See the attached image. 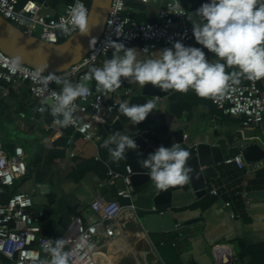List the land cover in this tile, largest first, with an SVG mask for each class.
<instances>
[{
    "label": "crops",
    "instance_id": "1",
    "mask_svg": "<svg viewBox=\"0 0 264 264\" xmlns=\"http://www.w3.org/2000/svg\"><path fill=\"white\" fill-rule=\"evenodd\" d=\"M25 1L28 0H19L20 3ZM34 1L42 5L43 13L47 16L59 15L69 2ZM166 1L168 0H153L150 4H142L134 0L128 7L136 20L151 22L158 19V10ZM204 2L205 0H177L186 12L185 21L191 26V20L198 19L194 15L195 10ZM193 45L202 47L194 38ZM126 47L139 50L137 43ZM204 51L207 59H215L213 53L207 49ZM113 52L114 48L95 67H102L106 59L112 58ZM155 55L156 52L153 56ZM88 70L84 73V78ZM84 78L78 81L96 91L95 81ZM247 80L241 77V82ZM70 81L76 84L73 77ZM252 81L257 82L264 90V78ZM126 86L135 92L141 89L138 83L125 81L115 92L103 95L107 99L119 97L121 88ZM57 87L61 89L62 84ZM7 90V96L0 97V140L7 152H12L16 146H22L25 150L27 172L24 177L16 180L17 191L30 192L36 187L42 189L34 195V208L44 213V218L39 223L43 234L59 235L76 214L86 222L97 217L90 208L95 196H102L106 200L114 199L122 206L132 204L130 216L133 217L141 216L154 207L153 193H146L142 187H135L131 199L112 197L108 193L100 194L99 186L109 183L108 171L124 174L127 166L123 159L113 163L108 150L100 147L110 136L102 124H94V131L100 139H84L71 129H64L62 132L47 130L45 125L54 119L51 106L35 100L24 84L8 86ZM175 94L182 109L173 106L170 96L164 102L169 114L188 124L193 134L216 130L227 139L228 145L235 144L242 128L240 118L223 114L213 105L211 98L198 97L191 89L187 93ZM38 102L40 107L34 109L33 105ZM243 132L246 137L257 136V142L264 146V121L260 126L245 128ZM19 138L27 143H16L15 139ZM229 138L233 139V144H230ZM216 168L220 176L209 181L207 193L211 188L223 185L224 188L220 190L224 194L221 193L211 207L206 210L191 208L202 198H197L191 190L174 193L171 204L162 207L180 224L177 236H172L170 232L149 233L148 238L154 244L152 247L142 235L140 224L131 219L113 239H97L90 249L93 255L111 252L102 264H213L214 246L227 244L233 251L231 264H264V201L251 200L246 196L249 191L264 189V169L248 174L236 164L222 163ZM116 183L118 189L122 187L120 180ZM225 189L227 192H224ZM226 202L231 205L226 206ZM128 212L130 211L121 212L116 221L129 215ZM194 218L203 219L181 226V223ZM247 249L250 250L249 253Z\"/></svg>",
    "mask_w": 264,
    "mask_h": 264
},
{
    "label": "built area",
    "instance_id": "2",
    "mask_svg": "<svg viewBox=\"0 0 264 264\" xmlns=\"http://www.w3.org/2000/svg\"><path fill=\"white\" fill-rule=\"evenodd\" d=\"M142 4H150L153 0H136ZM75 0H69L64 11L57 16H47L43 13L42 5L34 0L20 3L19 0H0V15L11 24L28 35L36 36L48 43H58L60 39L65 40L77 31L64 34L54 27L59 23L61 17L68 19L67 13ZM92 0H83L85 7L89 10ZM130 8L128 0H111L108 16L104 30L94 45L93 49L67 73H42L32 67L17 63L9 55L0 50V97H6L8 86L24 84L30 95L37 101L50 98L53 104V93L59 94L61 89L55 82L47 86L43 84V78L49 74L67 79L73 77L77 72L87 67L97 66L114 48L112 42H120L125 46L137 43L141 53L149 55L166 47H172L174 42L181 41L185 45H193L192 26L185 21L186 12L177 3V0H168L158 10V19L151 22H140L129 15ZM23 20V23H21ZM38 33V34H36ZM149 51L145 53L143 50ZM84 78V73L78 79ZM127 80L122 78V84ZM79 84V81L77 82ZM121 84V85H122ZM84 97L77 98L75 104L76 112L73 114V123L68 127H61L54 122L45 125L47 130L54 129L62 132L64 129L71 131L84 139L100 137L94 131L95 123H104L106 118L117 111V104L124 102L132 93V88L126 86L121 88L119 97L107 99L103 94L93 91L90 86ZM121 87V86H120ZM213 105L225 115L235 116L241 119L242 128L235 140V146L244 148L248 143L257 142V136L246 137L243 130L260 126L264 121V90L252 80L241 82L223 96L211 99ZM52 107V105H51ZM101 121H103L101 123ZM71 138H69V141ZM22 146L14 147L12 152H7L2 147L0 140V264L2 258L7 259L10 264H50L51 256L44 251V245L50 241L55 243L56 239L63 238L68 243L65 251L69 253L70 264H96L93 259V251L89 245H93L99 238L113 239L119 230L126 227L133 219L141 226V233L149 244H154L148 238V232L138 220V216H130L128 212L125 217L116 221L118 214L124 208L132 210L133 205L122 206L116 200H106L102 196H95L90 203L91 210L97 217L85 221L80 215L71 217L70 223L58 236H47L42 233L39 223L44 218L41 210L34 208V195L42 191L40 187L30 192L16 191L4 202L1 196L5 189L26 175L27 160ZM226 164H236L245 169L248 174L264 169V159L257 162H246L241 153L224 161ZM124 174L108 171L109 183L122 182V187L117 190V197L131 199L135 187L131 183L132 171L126 166ZM224 186H216L208 192L212 196L219 197L224 194L220 189ZM224 192H227L225 189ZM222 193V194H221ZM230 206V202L225 203ZM150 211L167 214L166 208L153 207ZM156 251V250H155ZM213 264H231L233 251L227 244H218L213 248ZM226 260V261H224Z\"/></svg>",
    "mask_w": 264,
    "mask_h": 264
},
{
    "label": "clouds",
    "instance_id": "3",
    "mask_svg": "<svg viewBox=\"0 0 264 264\" xmlns=\"http://www.w3.org/2000/svg\"><path fill=\"white\" fill-rule=\"evenodd\" d=\"M194 15L198 19L189 17L192 34L202 47L176 41L172 47L155 51V57L150 53L147 58L139 59V50L113 41L112 58L106 59L102 67H90L84 79L94 80L96 91L104 95L120 88L123 78L142 88L150 84L165 93L170 90L187 93L191 89L198 97L215 99L239 85L241 77L264 78V0H205ZM67 16V20L61 17L54 27L69 35L77 30L82 35L89 32L88 10L83 0H75ZM204 49L213 53L215 59H207ZM143 51L148 53L149 50ZM42 82L45 86L51 82L62 84L60 93H53L50 111L56 124L68 127L77 110L75 101L85 96L87 88L67 79L61 80L54 74L44 77ZM153 109L155 104L149 100L143 104L127 101L117 104V111L132 125L144 121ZM100 147L108 150L113 163L126 159L127 151L138 149L134 138L121 131L111 134ZM190 155V150L181 142H174L170 147L160 145L139 160V164L156 188L166 191L171 186L190 182L193 171L188 164ZM67 243L60 238L54 245L51 241L44 245V251L51 256L50 264H70L69 253L64 250ZM92 247L89 245L90 249Z\"/></svg>",
    "mask_w": 264,
    "mask_h": 264
},
{
    "label": "water",
    "instance_id": "4",
    "mask_svg": "<svg viewBox=\"0 0 264 264\" xmlns=\"http://www.w3.org/2000/svg\"><path fill=\"white\" fill-rule=\"evenodd\" d=\"M111 0H92L89 15V32L82 35L75 32L67 39L58 43H48L36 36L28 35L11 24L0 15V50L18 60L19 63L28 65L42 73H67L70 68L78 64L94 47L100 38L108 16ZM148 55L141 53L139 59H145ZM90 67L80 70L73 78L78 82L80 74L85 73ZM72 79L71 76L67 78ZM177 91L162 92L159 88L150 84L139 92L132 90L126 101L130 104H143L147 100L153 101V109L144 121L138 125L128 123V118L120 115L118 111L110 114L102 126L109 135L116 131L129 134L138 145L137 150H129L126 153L125 164L130 167L131 183L134 187H142L146 193H153L152 203L155 207L171 204L176 192L191 190L197 198L206 195L210 180H216L220 173L216 168L228 158H233L241 153L246 162H257L264 159V146L258 142L248 143L239 149L235 145H228L227 139L219 135L216 130H206L201 134H193L188 124L182 122L179 117L169 114L164 102ZM44 103L52 105V100L47 98ZM40 107V103L33 105L34 109ZM165 116V118L163 117ZM120 117L119 119H117ZM168 117V118H166ZM174 142H181L190 150L188 164L193 169L191 180L182 186H171L166 191L158 190L155 183L144 174L146 170L141 168L139 160L144 159L160 145L170 147ZM139 153V154H138ZM100 194L117 196L118 185L116 182L103 183L99 186ZM246 196L251 200L264 201V189L247 192ZM214 201L216 196H212ZM203 218H194L181 223V226L189 225ZM138 220L148 233L170 232L172 236L178 235L180 226L170 214L147 211ZM226 261V260H224Z\"/></svg>",
    "mask_w": 264,
    "mask_h": 264
},
{
    "label": "trees",
    "instance_id": "5",
    "mask_svg": "<svg viewBox=\"0 0 264 264\" xmlns=\"http://www.w3.org/2000/svg\"><path fill=\"white\" fill-rule=\"evenodd\" d=\"M134 2V0H128V4L131 5ZM129 15L131 17H133L132 12H129ZM134 18V17H133ZM135 19V18H134ZM136 20V19H135ZM138 21V20H137ZM63 41L62 39H60V42ZM257 83V82H256ZM258 84V83H257ZM259 85V84H258ZM176 94L171 96V100L173 102V106L177 109H182V107L178 104V100H177ZM215 106V105H214ZM222 112V111H221ZM229 142L230 144H233V139L229 138ZM17 187H18V181H15L14 184L10 187H7L5 189V193L1 196V200L2 202L6 201L8 199L9 196L12 195V193L17 191ZM214 203L213 197L211 194L206 193L205 196H203L197 203L193 204L192 206H190L191 208H200L201 210H206L209 207H211V205ZM162 207H166V206H162ZM159 207V208H162ZM58 236V235H57ZM247 253H249V249H247ZM1 264H10L9 261L7 259L2 258L1 260Z\"/></svg>",
    "mask_w": 264,
    "mask_h": 264
},
{
    "label": "rangeland",
    "instance_id": "6",
    "mask_svg": "<svg viewBox=\"0 0 264 264\" xmlns=\"http://www.w3.org/2000/svg\"><path fill=\"white\" fill-rule=\"evenodd\" d=\"M36 34H38V33H36ZM15 141H16V143H22V144L27 143V142L23 141L22 138L15 139ZM110 255H111V252H107L105 254L100 252V253H97L96 255H93L92 257H93L94 261L96 262V264H102L104 259H106Z\"/></svg>",
    "mask_w": 264,
    "mask_h": 264
},
{
    "label": "bare ground",
    "instance_id": "7",
    "mask_svg": "<svg viewBox=\"0 0 264 264\" xmlns=\"http://www.w3.org/2000/svg\"><path fill=\"white\" fill-rule=\"evenodd\" d=\"M124 210H125V211H127V210H128V211H130V212L132 211V210H131V209H129V208H128V209H127V208H124V209H122V210H121V212H123ZM121 212H120V213H121ZM120 213H119V214H120ZM119 214H118V215H119Z\"/></svg>",
    "mask_w": 264,
    "mask_h": 264
}]
</instances>
